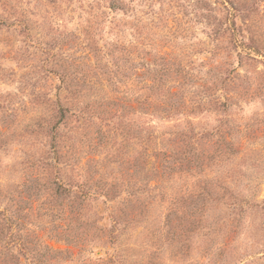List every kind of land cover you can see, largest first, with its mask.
I'll use <instances>...</instances> for the list:
<instances>
[{
    "label": "rangeland",
    "instance_id": "rangeland-1",
    "mask_svg": "<svg viewBox=\"0 0 264 264\" xmlns=\"http://www.w3.org/2000/svg\"><path fill=\"white\" fill-rule=\"evenodd\" d=\"M0 264H264V0H0Z\"/></svg>",
    "mask_w": 264,
    "mask_h": 264
}]
</instances>
